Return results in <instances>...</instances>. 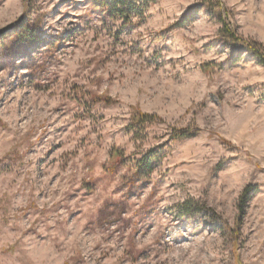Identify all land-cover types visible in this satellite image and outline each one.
Segmentation results:
<instances>
[{"label":"clouds","instance_id":"1","mask_svg":"<svg viewBox=\"0 0 264 264\" xmlns=\"http://www.w3.org/2000/svg\"><path fill=\"white\" fill-rule=\"evenodd\" d=\"M0 264H264V0H0Z\"/></svg>","mask_w":264,"mask_h":264}]
</instances>
